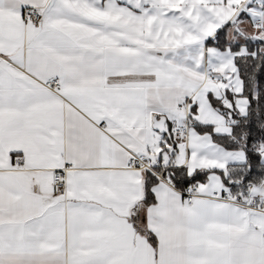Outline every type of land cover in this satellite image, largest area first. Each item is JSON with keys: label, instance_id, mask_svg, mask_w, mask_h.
<instances>
[{"label": "snow or ice", "instance_id": "1", "mask_svg": "<svg viewBox=\"0 0 264 264\" xmlns=\"http://www.w3.org/2000/svg\"><path fill=\"white\" fill-rule=\"evenodd\" d=\"M0 264H264V0H0Z\"/></svg>", "mask_w": 264, "mask_h": 264}]
</instances>
